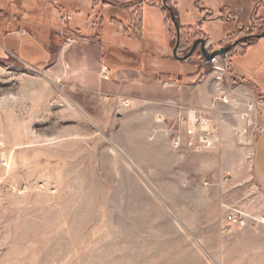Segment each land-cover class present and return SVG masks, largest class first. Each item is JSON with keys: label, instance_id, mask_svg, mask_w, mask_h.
<instances>
[{"label": "rangeland", "instance_id": "374dc122", "mask_svg": "<svg viewBox=\"0 0 264 264\" xmlns=\"http://www.w3.org/2000/svg\"><path fill=\"white\" fill-rule=\"evenodd\" d=\"M149 1L134 29H105L91 59L70 53L65 19L45 62L16 46L0 55V264H264L263 226L225 229L232 208L264 212L253 174L264 42L217 65L179 62L175 27ZM257 1L200 0L192 20L210 6L246 17ZM187 128L213 146L190 145Z\"/></svg>", "mask_w": 264, "mask_h": 264}, {"label": "crops", "instance_id": "0c3cea01", "mask_svg": "<svg viewBox=\"0 0 264 264\" xmlns=\"http://www.w3.org/2000/svg\"><path fill=\"white\" fill-rule=\"evenodd\" d=\"M28 1L32 4L27 3ZM137 1L127 6H121L115 0H12L7 4H0V55L11 53L10 50L13 51L16 46L15 50H17L19 57L23 60L32 64L45 62L46 52L50 51L53 44L51 36H53V33L61 32L62 24L65 25L64 19L68 23L73 21L72 23L70 22L71 24L69 23L71 38L77 37V40H74L76 45L68 50L75 55L77 53H85L87 55L92 52L91 44H98L99 46H101L100 43L106 44V34L104 35L103 33L105 29L112 30V35L115 37H118L121 33V29H134L133 16L137 14L139 7L146 4L143 1ZM175 3V11L181 27L195 28L198 25L204 26L206 24L203 33L209 38L208 45L213 47L220 44L228 35L238 32L237 21L240 22V25H248L253 12V10H250L249 15L243 17L242 8L239 6H234L235 8H232L231 5H229L230 8L220 7L219 11L232 16L233 21L227 22L216 19L217 8L210 6L206 9L208 12L206 11L203 15V20H192L195 14L197 15L198 11L201 13L205 7L201 4L197 5V0H175ZM127 7L132 9L129 16L123 12V9ZM145 7L147 8V4ZM72 11H74V14H70L72 19H68L65 14ZM210 13H213V15ZM145 21L144 13L143 27L149 29ZM212 26L223 30L218 35V39H214L207 31V27ZM13 27L14 30L9 31ZM92 31L94 32L92 33ZM263 42L262 40L252 45L248 53L256 51V48ZM68 50L67 48L63 50V56H67ZM87 58L91 59L89 54ZM99 59L102 61L101 56ZM96 68L97 71L101 70L103 73L106 70V67L102 66L101 62H98ZM120 75H123V73H120ZM241 76L245 78L244 73ZM253 88L258 92L255 97L264 101L262 85H255ZM250 90L253 91L251 88ZM253 150L254 185L256 187L260 185L264 188V130L259 133ZM252 180V178H247L246 182H252Z\"/></svg>", "mask_w": 264, "mask_h": 264}, {"label": "flooded vegetation", "instance_id": "af4514ba", "mask_svg": "<svg viewBox=\"0 0 264 264\" xmlns=\"http://www.w3.org/2000/svg\"><path fill=\"white\" fill-rule=\"evenodd\" d=\"M117 1H120V0H117ZM142 1L147 2V4H150L149 0H142ZM135 2H138V1L136 0ZM199 2H200V0H197V5H199ZM263 2H264V0L259 1L256 4V6L253 9V12L251 14V19H250V22L248 23V25H240V22L237 21L238 32H236L235 34L228 35L223 41H221L220 44H218L217 48H214L213 46L208 45L209 44V38L207 36H205L204 34H199L198 32L196 33L195 31L191 32L189 34V36H186L187 38L184 39L183 30L186 28H182L180 25L181 41H180V46H179L178 52H177L178 55L180 57H185L193 49L194 44L196 42L202 41V40L205 42L206 49H208V51H210V52H214V51H218V50L229 47L230 45H232L234 42L238 41L239 39L249 37V36H259V35L263 34L264 33V15H263V9L261 7L263 5ZM151 3H153V1H151ZM167 4L170 7H172V9L174 10L175 15L177 17V14L175 11V6H176L175 2L173 5H170V0H168ZM150 5H152V4H150ZM157 6H161V8H165L168 11L167 7L164 4V0H159V2H157ZM202 11H204V10H202ZM219 12H220L219 16L215 15L216 19H218L220 21H227V22L233 21L232 16L230 14H225L222 11H219ZM210 14L213 15V13H210ZM168 16H169V11H168ZM169 19H170V16H169ZM177 20H178V17H177ZM170 21H171V19H170ZM178 22H179V20H178ZM179 24H180V22H179ZM199 26H202V25L197 26L198 30L201 31ZM202 31H203V29H202ZM251 41H252V45H254L255 43L261 41V39H248V40H245L243 42H240L232 50H230L228 52V54L231 53L232 51H234L237 47L241 46L244 42H251ZM176 44H177V38H176L175 47H176ZM201 46H202V44H201V42H199L197 45L196 52L193 54V56L189 60H193L195 57L197 59H200V60L202 58H204L202 55V52H201ZM173 51H174V49H173ZM189 60H187V61H189Z\"/></svg>", "mask_w": 264, "mask_h": 264}, {"label": "built area", "instance_id": "2783aa9c", "mask_svg": "<svg viewBox=\"0 0 264 264\" xmlns=\"http://www.w3.org/2000/svg\"><path fill=\"white\" fill-rule=\"evenodd\" d=\"M68 19H72V15L67 16ZM222 57H215L212 59L211 63L217 65ZM218 69V68H217ZM107 77V73L105 74ZM258 105L260 106V111L258 116L260 117L261 129L260 132L264 130V101L262 99L258 100ZM185 134L191 138L190 145L195 146L198 150H208L213 146V141L210 138L207 131H203L200 135H196V131L193 128L185 129ZM195 139V140H194ZM250 226H263L264 227V212L259 215H254L248 213L241 207L232 208L226 225V230L232 229H246Z\"/></svg>", "mask_w": 264, "mask_h": 264}, {"label": "water", "instance_id": "95a60500", "mask_svg": "<svg viewBox=\"0 0 264 264\" xmlns=\"http://www.w3.org/2000/svg\"><path fill=\"white\" fill-rule=\"evenodd\" d=\"M167 1L168 0H164V4L169 11V16H170V19H171L174 27H175L176 38H177V44H176V47L174 48V51H173V57H174V59H176L179 62H186L187 60H189L193 56V54L196 52L197 45L199 42H201V44H202L201 52H202L204 59L206 60V62H211L212 59L215 57H226L228 52L230 50H232L240 42H243V41L248 40V39H263L264 38V33L259 35V36L245 37V38L239 39L238 41L234 42L232 45H230L227 48H224V49H221L218 51H214V52L208 51V49H206V47H205V42L202 40V41H198L194 44L193 49L190 51L189 54H187L185 57H180L177 52H178V48L180 46V41H181V28H180V24L177 20V17L175 15L174 10L172 9V7H170L167 4Z\"/></svg>", "mask_w": 264, "mask_h": 264}, {"label": "trees", "instance_id": "16d2710c", "mask_svg": "<svg viewBox=\"0 0 264 264\" xmlns=\"http://www.w3.org/2000/svg\"><path fill=\"white\" fill-rule=\"evenodd\" d=\"M9 1L11 0H0V3L2 5L7 4ZM174 4V0H170V5H173ZM162 12H164L166 14V18L168 21H170L169 19V16H168V11L165 9V8H162L161 9ZM168 16V17H167ZM200 30H202V26H199ZM195 30L194 29H191V28H186L183 30V37L184 39H186L187 37L186 36H189V33L191 32H194ZM189 32V33H188ZM201 32V31H200ZM252 46V41L251 42H244L241 46L237 47L234 51H232L231 53H229L226 58H231L232 56L236 55L238 53L239 50H244V49H248L249 47ZM119 58V57H118ZM117 58V59H118ZM202 61V64L205 65V66H209V65H212L211 62H206V60L204 58L201 59Z\"/></svg>", "mask_w": 264, "mask_h": 264}, {"label": "bare ground", "instance_id": "6f19581e", "mask_svg": "<svg viewBox=\"0 0 264 264\" xmlns=\"http://www.w3.org/2000/svg\"><path fill=\"white\" fill-rule=\"evenodd\" d=\"M222 69V68H221ZM221 69H219V71H222Z\"/></svg>", "mask_w": 264, "mask_h": 264}]
</instances>
